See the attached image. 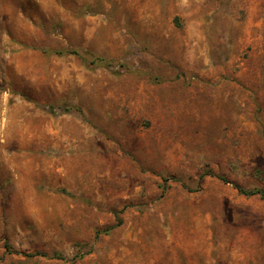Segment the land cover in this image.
Wrapping results in <instances>:
<instances>
[{"label":"rangeland","instance_id":"1","mask_svg":"<svg viewBox=\"0 0 264 264\" xmlns=\"http://www.w3.org/2000/svg\"><path fill=\"white\" fill-rule=\"evenodd\" d=\"M0 264H264V0H0Z\"/></svg>","mask_w":264,"mask_h":264},{"label":"trees","instance_id":"2","mask_svg":"<svg viewBox=\"0 0 264 264\" xmlns=\"http://www.w3.org/2000/svg\"><path fill=\"white\" fill-rule=\"evenodd\" d=\"M221 180L225 181L226 182V179L224 177H221V176H218ZM234 188L239 192V193H242L244 195H253V194H256V193H260V190L258 189H245L239 185H233Z\"/></svg>","mask_w":264,"mask_h":264}]
</instances>
